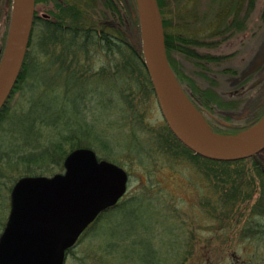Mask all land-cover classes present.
Instances as JSON below:
<instances>
[{
    "label": "rangeland",
    "instance_id": "374dc122",
    "mask_svg": "<svg viewBox=\"0 0 264 264\" xmlns=\"http://www.w3.org/2000/svg\"><path fill=\"white\" fill-rule=\"evenodd\" d=\"M164 1L170 11L168 17L164 15L170 21L168 31L198 41L193 48L205 57L203 66H198L182 53L172 56L191 80V86L185 85L184 89L193 95L190 100L207 128L211 127L204 111L199 112L205 108L201 100H194L198 94L193 93L194 87L209 86L214 96L222 97L224 102L214 111L219 119L227 120L231 126L254 123L264 112V0H240L239 5L237 0ZM11 3L12 0H1V29L5 25V31ZM47 7L50 8L37 4V14H48ZM127 32L133 34L130 29ZM135 42L137 46L141 44L138 38ZM33 52L38 55V50L33 48ZM108 61L102 55L82 61V67L91 66L92 70L77 77L76 88L74 80L68 79L71 75L61 73L62 78L57 79L54 66L41 63L49 67L44 73L38 72L45 80L47 76V82L30 81L15 94L9 115L0 124V164L2 175L7 174L6 179L2 178L3 195L10 196L11 190L7 189L14 184L9 180L14 173L17 180L63 172V162H31L41 149L22 146L39 143L34 138L32 143L25 141L23 136L36 117L33 126L42 145L45 135L56 132L55 138L67 137L65 149L71 144L93 145L99 158L115 159L117 162H113L129 174L126 191L114 206V210L125 211L103 214L84 230L69 249L66 264H264V238L256 233L264 220V197L257 194L251 201L240 203L235 217H229L231 222L214 218V196L205 191L208 184L196 164L188 157L174 161L158 148V137L166 132V123L155 94L146 92L145 99L136 106L139 116L131 120L123 104L116 100V90L112 92L118 83L109 86L105 82L102 88L104 81L93 72L103 64L108 66ZM249 105V116L243 121L240 116ZM228 111L234 116L231 120L223 116ZM61 119L66 124L64 130L60 129ZM220 127L225 128L222 124ZM127 140L133 142L132 149L123 146ZM119 141L118 146L114 144ZM107 142L109 147L103 145ZM257 159L264 168V150ZM251 179L259 182L258 177ZM135 239L143 242L133 244Z\"/></svg>",
    "mask_w": 264,
    "mask_h": 264
},
{
    "label": "trees",
    "instance_id": "16d2710c",
    "mask_svg": "<svg viewBox=\"0 0 264 264\" xmlns=\"http://www.w3.org/2000/svg\"><path fill=\"white\" fill-rule=\"evenodd\" d=\"M156 1L162 17L164 42L168 62L179 85L186 93H188L187 90H185V85L189 88L191 86V80L186 72L179 69V64L177 65L174 62L172 56L175 53H182L189 58V60L194 61L198 66H203L202 61L205 57L193 48L198 41L190 36H181V33L172 30L168 31L170 21L168 18H165L164 15H169L170 11L167 10L164 0ZM37 4L50 6V8L47 7V17H41V15L37 14ZM129 29L133 31V34L127 32ZM7 35L8 29H6L5 34H1L2 44L0 60L5 47ZM137 38L141 41L139 14L135 0H35L32 28L24 61L15 85L0 108V124L7 119L9 115L11 100L14 98L15 94L21 92L27 83L33 80H36L35 82H42L41 79H44V81L47 82V76L45 80L43 74H38L39 71L44 73L45 69L47 71V68H49L48 65H53L54 69H56V73H54L55 76H57V79H61L62 74H65L66 77L71 75L72 77L70 76L71 78L68 79L74 80V87L76 88L77 81L75 80H77V77H83L87 71L92 70L91 66L82 67V61L88 60L95 55L106 56V58L109 59L108 66L103 64L100 69L93 71L95 75L100 76V80L104 81L103 83L101 82L102 88L106 85L105 82H109V86L117 82L118 84H116L115 87L113 86L115 89H112V92L116 90V100H119V105L123 104L124 109H126L125 113L131 120L136 119V115L139 116L137 112L138 108H136V106L139 102H142L143 99H145L144 96L146 95V92L149 91L155 94L149 74L145 67L142 45L140 44L137 46V42H135ZM33 48L38 50L37 56L36 54L33 55ZM115 59L116 61L113 63ZM41 61L48 65L43 66ZM116 67L117 70H115ZM33 71L34 73H32ZM88 77L89 75L86 79ZM78 80L83 83V80ZM88 80H84V83ZM49 87L50 86H48V88ZM195 92H198L196 96L201 100L202 106L205 109L213 111L215 107L224 102L223 100L221 101L219 97L213 95L209 86H206L204 89L194 87L193 93ZM102 94H104L103 91ZM263 118L264 112L262 111L259 119L254 123H250V125L248 124L245 127H239L237 131H228L226 128L222 127L216 130L210 128V130L214 134L221 135L247 133L262 121ZM46 119L49 121L48 118ZM36 120L37 118L35 117L34 122L27 126L26 131H28V134L23 135L25 141L32 143L33 138L39 141L38 144L35 142V144L25 143L22 145L25 148L28 147L33 150L41 149V152H39L37 156H34V158L32 157L33 159L31 162L35 164H37V162H39V164H46L49 163L48 160H50L51 163L63 162L65 156L70 150L80 146L71 144L69 149H65L67 137L61 135L58 138H55L54 135L56 132L50 135H45L43 137L44 143L42 145L39 136L35 134L37 129H34L33 126ZM41 120L45 119L41 118ZM61 121H63V127L60 128L58 125L55 129H65L66 124L63 119H61ZM41 122L43 123V121ZM46 124L47 123H45V125ZM51 124L52 122H50V125ZM165 128L166 132H163V134L158 137V148L174 161L179 158L185 159L188 157L191 162L196 164L208 184L205 191L207 193H213L212 196H214V200L212 204V213L214 218L220 220L227 219L231 222L229 217H235V210L236 208H239V205H241L240 203L243 201H251L252 196H257V194L258 196L264 197V168L257 159V156H259L260 153L233 162L212 161L194 154L176 139L167 125ZM107 143H103V145L109 147V143ZM117 143L120 144V141L114 144L118 146ZM132 145L133 142L127 140V143L123 146L132 149ZM80 147H88L97 150L93 145L86 144L81 145ZM104 158L111 162L116 161L110 157L104 156ZM7 168L9 170V167ZM14 175L15 173L12 174V177L9 179H12V182L16 181ZM6 177V173L2 175L0 164L1 231L5 224L7 210L9 211V196L8 193L7 195H3L4 189H2L4 185L2 178L6 179ZM251 177H258L260 183L251 179ZM11 187L12 184L7 189L8 192L11 190ZM109 214L110 213H104V215ZM261 215L264 218V213ZM262 222L264 223V220ZM262 222L256 233L259 234L257 236L264 238V224H262Z\"/></svg>",
    "mask_w": 264,
    "mask_h": 264
},
{
    "label": "water",
    "instance_id": "95a60500",
    "mask_svg": "<svg viewBox=\"0 0 264 264\" xmlns=\"http://www.w3.org/2000/svg\"><path fill=\"white\" fill-rule=\"evenodd\" d=\"M135 3L145 67L161 113L176 139L194 154L219 162L246 159L264 150V118L234 143L206 138L193 129L185 118L182 99L197 110L168 62L157 1L135 0ZM34 4L35 0H12L0 60V108L24 61ZM63 168V173L23 176L13 184L8 215L0 233V264H63L66 249L126 191L128 177L124 169L98 159L90 148L71 150L64 158Z\"/></svg>",
    "mask_w": 264,
    "mask_h": 264
},
{
    "label": "flooded vegetation",
    "instance_id": "af4514ba",
    "mask_svg": "<svg viewBox=\"0 0 264 264\" xmlns=\"http://www.w3.org/2000/svg\"><path fill=\"white\" fill-rule=\"evenodd\" d=\"M239 3H240V0H237V4L236 5H239ZM231 5V4H230ZM234 5V4H233ZM2 5H1V0H0V55H1V44H2V40H1V34H5V25L4 26H2V29H1V11H2ZM234 7V6H233ZM43 14V13H42ZM42 14H41V17H42ZM224 16V13L222 14V17ZM186 93V92H185ZM239 93L240 92H238L237 93V95H239ZM187 94V93H186ZM192 95V94H191ZM191 95H189V94H187V96L189 97V99H191ZM193 96V95H192ZM195 99L194 100H196L197 101V99H198V97L196 96V97H194ZM220 98V100L222 101L223 99H222V97H219ZM245 103H247L246 102V99L245 98H241ZM224 101V100H223ZM198 102V101H197ZM199 103V102H198ZM218 107H221V105H218ZM249 107H250V105L248 106V107H246V110L245 111H243L242 112V115L243 116H240V119L241 120H243V121H245V120H247V118H248V116H249V111H250V109H249ZM223 108H225V107H223ZM200 108H198V110H199ZM215 109H216V107H215ZM215 109L212 111V110H209V109H205V110H203V109H200L199 110V112L200 111H204L203 113H204V116H205V118H206V120H207V122L209 123V125H210V127L212 128V129H218L219 128V126H220V124H222V125H224V127L226 128V130H228V131H233V130H235V131H237L238 129H239V127L240 126H231V124H229V122H226L227 120H222V119H219L218 118V116L214 113V111H215ZM223 116L224 117H226L228 120H231V119H233L232 117H234L233 115H231L230 114V112L228 111L227 113H225V114H223ZM253 121H250L249 123H252ZM246 125L244 124L243 126H241V127H245ZM243 131H244V129H243ZM118 165V164H117ZM123 168V167H122ZM124 169V168H123ZM125 170V169H124ZM126 171V170H125ZM63 172H64V169H63ZM126 173H127V176H129V174H128V172L126 171ZM119 200V199H118ZM118 202L119 201H117L114 205H113V207H111V208H109V209H106V210H104V211H102L97 217H96V219L94 220V222L100 217V216H102L104 213L106 214V213H110V214H118V213H123L125 210H119V209H115L114 210V206L116 205V204H118ZM92 225V224H91ZM91 225H89L87 228H89ZM87 228L85 229V231L87 230ZM227 229H228V226H227ZM85 231H83V233L85 232ZM82 233V234H83ZM81 234V235H82ZM80 235V236H81ZM80 236H79V238H80ZM79 238L77 239V241L79 240ZM77 241L75 242V244L77 243ZM141 242H143L142 241V239H140V240H133V244H136V245H138V244H140ZM74 244V245H75ZM73 245V246H74ZM73 246L72 247H70L69 249H71V248H73ZM69 249H67L66 251H65V255H64V262H63V264H66V262H67V260H68V251H69ZM244 262L245 263H247L246 262V260H244ZM241 264H244L243 262L241 263Z\"/></svg>",
    "mask_w": 264,
    "mask_h": 264
},
{
    "label": "bare ground",
    "instance_id": "6f19581e",
    "mask_svg": "<svg viewBox=\"0 0 264 264\" xmlns=\"http://www.w3.org/2000/svg\"><path fill=\"white\" fill-rule=\"evenodd\" d=\"M182 108L185 115V118L187 119L188 123L193 127L195 131H197L200 135L209 138V139H218L224 142H239L241 141L244 136H226V137H219V136H213L210 134L209 129L207 128V125L202 120V118L199 116V114L193 110V108L188 104L185 99H182Z\"/></svg>",
    "mask_w": 264,
    "mask_h": 264
}]
</instances>
